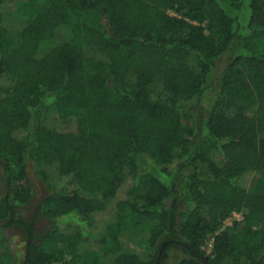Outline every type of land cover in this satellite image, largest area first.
I'll list each match as a JSON object with an SVG mask.
<instances>
[{"label": "trees", "instance_id": "trees-1", "mask_svg": "<svg viewBox=\"0 0 264 264\" xmlns=\"http://www.w3.org/2000/svg\"><path fill=\"white\" fill-rule=\"evenodd\" d=\"M0 183V264H264V0H0Z\"/></svg>", "mask_w": 264, "mask_h": 264}, {"label": "rangeland", "instance_id": "rangeland-1", "mask_svg": "<svg viewBox=\"0 0 264 264\" xmlns=\"http://www.w3.org/2000/svg\"><path fill=\"white\" fill-rule=\"evenodd\" d=\"M209 97L210 96H206L203 98L201 102V105L203 107L204 106L208 107L207 105L210 104ZM212 100L213 102H216L217 96L216 97L212 96ZM211 104H212V101H211ZM81 131H84V130H81ZM27 177L29 179V183L31 186L32 196L30 200L27 202V204L18 208L17 211H18V215L21 216L23 219L30 220V218L33 216L32 214L34 212L35 206L39 203L40 199L46 195L47 187L42 183V181L39 178L35 177L31 173L29 167H27ZM143 190H144V184L142 180L139 179V182H138L136 190L134 191V194L132 196L131 195L129 196L130 200L134 199L136 195L142 194ZM0 191L3 192L1 183H0ZM120 195L123 196V193L121 192ZM34 223H36V227L41 230V229H45V225L47 222L46 220H37V222H34ZM4 236L7 237V239L9 240V246L11 248V253L14 255V264H20L22 260V256H23V250H24L23 248L24 238H22L18 234V232L14 229L5 231ZM206 242H208V239L206 240Z\"/></svg>", "mask_w": 264, "mask_h": 264}, {"label": "built area", "instance_id": "built-area-1", "mask_svg": "<svg viewBox=\"0 0 264 264\" xmlns=\"http://www.w3.org/2000/svg\"><path fill=\"white\" fill-rule=\"evenodd\" d=\"M241 220V215L240 213L232 212L231 217L227 219L223 225L220 227V230L224 229L227 226H230L233 221H240ZM208 239V242L206 240ZM212 237H208L205 239L204 244L201 246V251L204 252V254L207 256L210 254L211 248H212ZM206 243V244H205Z\"/></svg>", "mask_w": 264, "mask_h": 264}, {"label": "flooded vegetation", "instance_id": "flooded-vegetation-1", "mask_svg": "<svg viewBox=\"0 0 264 264\" xmlns=\"http://www.w3.org/2000/svg\"><path fill=\"white\" fill-rule=\"evenodd\" d=\"M35 208H36V207H35ZM33 218H34L33 216L30 218V220H29V224H30V227L32 228L33 232H34L35 234H37V233L40 232L42 229L40 230V229H38V228L36 227V223L33 222ZM23 220L25 221V219H23ZM36 222H37V221H36ZM14 230H16V231L18 232V234H19L22 238L24 237L19 229H14ZM26 240H27V242L30 241L29 239H26Z\"/></svg>", "mask_w": 264, "mask_h": 264}, {"label": "water", "instance_id": "water-1", "mask_svg": "<svg viewBox=\"0 0 264 264\" xmlns=\"http://www.w3.org/2000/svg\"><path fill=\"white\" fill-rule=\"evenodd\" d=\"M200 260H201L202 263H204V264H208V262H207V258H206L205 256H201V257H200Z\"/></svg>", "mask_w": 264, "mask_h": 264}]
</instances>
